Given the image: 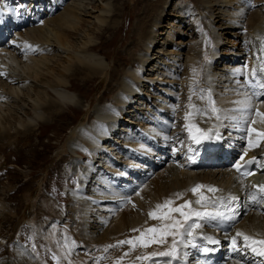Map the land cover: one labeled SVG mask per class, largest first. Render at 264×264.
<instances>
[{
  "label": "bare ground",
  "instance_id": "6f19581e",
  "mask_svg": "<svg viewBox=\"0 0 264 264\" xmlns=\"http://www.w3.org/2000/svg\"><path fill=\"white\" fill-rule=\"evenodd\" d=\"M5 1L0 0V2ZM61 1L54 0L57 6L58 3L61 4ZM79 1H73L74 5L63 8L53 18L49 20H47L48 18L42 19L45 21H42L41 24L34 25L18 33L22 38L21 40L27 44H33L37 50L21 53L16 57L11 56L6 60L0 57V65L4 64L5 70L12 72L7 77L20 83L13 88L9 87L11 94L19 98L21 93L23 100L31 104L30 107L32 106L35 111L36 118L42 119L44 117V120L47 121L53 119L58 123L62 118L67 117L60 115L62 114V105L60 106L58 102L51 99L45 90H38L34 95H30L28 92L29 86L24 85L28 80H32L31 82L38 81L41 78V72H48L47 75L53 74L55 67L53 68L51 62L56 55L51 56L53 48L49 49L47 46H55L57 47L56 50L71 49L68 54L70 61L67 60L66 65H61L56 70L53 81L50 80V83L45 84L46 89L54 90L57 99L65 105H70L71 110L77 108L78 102L75 101L76 98L67 89L72 87L68 79L82 73L86 81L93 80V78L98 80L93 83V86H103L105 89L108 88L107 83L110 79L113 81L118 75V73L113 75L107 69L108 65L89 50L92 47L90 38L87 37L86 42L81 46L71 44L68 41L66 33L77 32L80 23L79 14L88 7V4L82 5L83 0ZM170 1L147 2L144 11L148 15L142 18L139 23L137 22L136 26V39L139 40V43L130 42L128 46L130 48L128 52L129 62L121 63L124 66L130 64L131 67L123 72L121 71L118 76L116 89L111 93L113 95L111 103L100 104L99 101H96L84 128L76 129L77 126L70 128L68 136H65V141L61 144L62 146L57 154L64 156L69 154L73 158H77L80 156L79 154H84L87 157L92 156L99 159V162L102 160L105 165H108L110 161L106 160V154H102L103 142L105 145L109 143L107 150L119 149L116 145L117 142H121V144L130 146L132 149L135 148V151L143 158H147L146 153L153 155L158 160V162H154L159 165L162 162L161 156L139 142L141 131L137 128L131 129V127H126V131H122L121 128L117 131L118 122L123 114H130L129 116L133 118L130 123L138 129H142L147 137L153 140V137L150 136H153L156 130L153 129V126H150L153 118L147 116V112H149L147 106L153 105L156 100L161 98L156 93L157 91H151L153 82L160 80L168 86L181 76L182 80L191 79L192 81V84L189 83L191 85L189 88L186 83L180 84V90L188 98V100H185L187 104L184 108L186 112H190L193 116L192 122L196 121L199 129H205L207 134L203 132L202 138H208L209 136V144L214 149L213 154H211L213 159L221 157L220 154L225 155L224 160L217 162H223L224 166L222 168L218 167L217 171H203L201 173L197 170L184 172L168 164L149 183L143 184L141 190L137 193L123 196L125 189L118 188L117 190L116 187H111V183L107 181L105 170L99 169L93 161L85 160V157H83L84 160L82 159L83 162L75 160L71 170L75 173L74 177L78 178V184L76 185L78 188L75 191L74 189L66 190L71 203L65 210L61 211L63 213L58 211L59 208L55 200L46 197L40 188L42 183L38 184L39 191L33 189V182H28L26 187L22 189L19 204L24 209L18 210L21 214L15 213L8 205L0 203V264L9 261L12 264H38L24 250L18 249L16 246H11L12 249L6 252L1 250V245L7 248V241H5V236L8 235L7 228L9 227H7V224L16 218L20 222H26L31 226L32 230L30 232H34V239L37 240L36 245L40 249L43 246L39 240H44L47 245L57 247H52V249H56V252L66 253L70 248L67 244H62V240H75L80 247L73 252L74 257L71 259V264H106L110 256L113 264H127L129 260L125 258V255L128 253L127 247L132 244L137 247L136 254H150V249H152L154 243L150 242L152 239L142 234H135L132 239L130 236L135 232L133 229L142 228L146 225L147 213L157 209V205H163L166 200L180 201L183 197L194 196L195 194L190 189L200 184L215 187L219 189V194L225 193L227 196L237 198L238 202H242L243 195L238 196L236 190L239 194H242L244 182L233 175L232 168L228 166L227 161H231L233 157H236L238 161L243 156H255L259 151H262L264 140H261L259 146L254 150L249 148L248 133L245 129L254 127L258 131H264V124L257 122L256 124L245 125L241 119L242 113L236 111L244 107V105L236 102L249 97H246L239 78L240 74L235 70L238 68L243 71L252 66L254 69L256 65H253L252 45L261 43L264 47V0H180L177 7L174 3L170 14L174 13L181 17L179 22L185 25L186 30H188H184L182 34H186L188 39L176 42L177 45L181 44L185 47H178L175 50L171 48V51L168 50L170 52L166 51L163 57H159L161 66H157L159 62H154L157 65L150 62L152 64L150 69L153 74L149 77L150 80L147 81V77H143L142 72L146 69L145 72L147 73L149 51L153 44L158 41L157 38L163 36V32L158 30L161 28V19L167 16L166 8ZM36 2L40 3L42 0L39 2L36 0ZM190 2L193 6L189 4ZM19 3L20 1L16 2V4ZM12 4H15V1ZM105 6L106 9L100 11L103 17L96 18L99 27L116 30L119 22L113 20L115 11L108 8L109 4L105 3ZM150 10L152 13L149 15ZM170 26L174 28V31L176 30L174 22H170ZM166 29L170 30L168 27ZM232 62H237V66ZM154 65L157 67L155 68ZM107 71L113 76H109L106 73ZM57 77L59 78L56 79ZM149 81L152 82L148 83ZM146 87L148 90L145 94L151 98V102L148 99H143V95H139V92ZM218 87H222V90H218ZM169 88H164L165 93H168ZM168 95L173 96L171 93ZM177 97H179L178 94L172 97L174 99H170V101L175 102ZM4 99L6 103L0 104V147H11V145L19 144L21 140H27L26 143L28 144L31 136L34 135L35 127L33 123L26 122V117L23 118L22 115L16 116V118L14 115L12 116L13 110L10 111L9 109L12 102L7 98ZM210 100L214 101V106L219 111H212ZM133 102L139 104L143 102L142 105L145 107L141 108L140 111L143 110L144 114L140 113L139 115L137 112L128 110ZM251 105L253 108L251 119L259 121L260 117L255 115V111L264 112V97L255 102L251 100ZM25 115H28V113L25 112ZM140 116H142V119ZM217 116L220 118L217 119ZM233 117H236V119L234 120ZM70 124L71 122L68 123V126ZM189 127L190 125L187 128ZM241 128L243 132H240ZM237 129L239 130L237 131ZM116 132L124 139L110 138ZM159 136L162 137L163 135ZM121 154L122 165L112 169L117 178L124 175L127 165L132 163L127 158L128 152L124 151ZM226 158L227 161H225ZM124 186L127 191V185L124 184ZM106 189H109V191H106ZM11 190V188H8L6 191ZM36 191L39 193L34 195ZM200 192L205 193L207 199L215 195L207 188L201 189ZM177 193L182 195L177 198L175 195ZM127 198H130L133 204L138 207L136 211L129 205H125V203L118 204ZM102 201L106 203H102ZM121 206H124L123 209H119ZM241 211L243 218L240 217L234 223L235 225L231 226L230 232L235 234L242 232L254 239L264 240V215L256 212L254 208L246 210L244 206H241ZM26 214H29V216L27 217ZM65 218H68L66 223L64 222ZM42 219L44 221H41ZM202 223L204 230L210 231L209 226L204 221ZM63 227L67 229L65 230ZM149 236H152V233L149 232ZM226 238V235L222 234L218 239H214L218 241V243H214L217 255L222 254V245ZM124 239L130 240L132 243L128 244L126 248L118 245L116 250L113 244ZM145 242H149L150 246L142 249ZM192 244V241L186 240L182 245V248L190 255L192 254ZM85 252H88L89 255H85ZM90 252L94 254L91 255ZM69 253L72 254L70 250ZM138 264L140 263L138 262ZM190 264H198V262L193 261ZM220 264L241 263L228 260Z\"/></svg>",
  "mask_w": 264,
  "mask_h": 264
},
{
  "label": "rangeland",
  "instance_id": "374dc122",
  "mask_svg": "<svg viewBox=\"0 0 264 264\" xmlns=\"http://www.w3.org/2000/svg\"><path fill=\"white\" fill-rule=\"evenodd\" d=\"M39 1L40 0H38V2ZM46 1L47 2H54V0H45L44 2H46ZM73 1L77 2L78 0H64V2L61 3V7H60V10L58 13H60L63 10V8L74 5ZM80 1H82V0H80ZM155 1L156 0H130V1H128V0H83L82 5L88 4V7L85 11L80 12V14H79L80 23L78 24L79 28L77 29V32H71V33L67 32L66 33L68 35V41L71 44L81 46L84 42H86L87 37L90 38L89 40L91 41L92 47H90L89 50H91V52L95 53L98 58L102 59L104 61V63L106 65H108L107 69L109 71H111V73L113 75L116 73H118V75H117V77H115V80L112 81V79H110L109 83H107L108 88H105V89L103 88V86H97V85L93 86V83H96L98 80L96 78H93V80L86 81V79H85V77H83L82 73H80V75H77L73 78L68 79L69 84L71 83L72 87L67 88V89L70 90V93L76 98L75 101L78 102L77 108L71 110L70 105H65L63 102H61L57 99L56 94L53 92L54 90L46 89L47 87H45L48 83L53 81V79H54L53 77H54V74H56V70L59 67H61V65H66L67 60L70 61L68 54H69V52H71V49L64 48V49H59V50H61V51H59V50H56L57 47H55V46H50L51 48L49 46H47L49 49L53 48L52 53L50 55L51 56L56 55V57L51 62L53 64V68L55 67L54 68L55 70L53 69L54 70L53 74L47 75L48 72H45V73L41 72V78H39L38 81L31 82L32 80H28L27 83L24 85L29 86L28 92L30 95H34L35 93L38 92V90H45L51 99L58 102L60 106L62 105V109H61L62 114H60V115L67 116V117L62 118L58 123H56L53 119H49L47 121V120H44V117L42 119L36 118L35 111L32 109V106L30 107L31 104H28L23 100L24 98H22L21 93L19 94V98L15 97L14 95L11 94L12 92H11V89L9 87L13 88V87L17 86V84L19 82H15V80H13L12 78H8V79L2 80V81L0 80V104L6 103V100L4 98L9 99L10 102H12V105L9 106L10 111L13 110L12 116L14 115V117L16 118V116L22 115L23 118L26 117V122L33 123V125L35 127L34 135L31 136L28 144L26 143L27 140H24V141L21 140V142H19L20 145L19 144L11 145V147L9 146L7 148L6 147H0V169L8 171L7 174H2L0 176V203L8 205L15 213L21 214L19 211L23 210L24 208L22 205L19 204V201L21 199L20 196H22V194H21L22 189L24 187H26L28 182H33V189L34 190L38 189V191L40 190L38 188V184L42 183V186L40 188L42 189V191L44 192L46 197H48L49 199L55 200L56 204L58 205V208H59L58 211L59 212H61L62 210H65L66 207L71 203V200L67 196L66 190L74 189V191H75L78 188V186H76L78 184L77 183L78 178L74 177L75 173L72 172V170H71V168L74 164L73 161L77 160L79 162H83V160H84L83 157H85V160H91V157H87V155H84V154H79L80 156H78L77 158H75V157L73 158V156H71L69 154H67L66 156L58 155L57 152L60 150V148L62 146L61 144H63V142L65 141V136H68L70 128H72L74 126H78L79 123L85 122L86 120H88L90 114L92 113L91 112L92 107H93L94 103H96V101H99L100 104L111 103V99L113 96V95H111V93L113 92L114 89H116L115 85H116V80H117L118 76L120 75L121 71L123 72L124 70H127L129 67H131L130 64L125 65V66L121 65L122 62H127V63L129 62L128 52L130 51L129 50L130 48L128 46H129L130 42L139 43V40L136 39V35H137L136 26L139 23V21H141L142 18H145L148 15V14H146L147 12L144 11L146 5L148 4L147 2L155 3ZM42 2H43V0H42ZM105 3L109 4V7H108L109 9H111V10L114 9V11H115L113 20L119 22V24H118L119 26L117 28L115 27L116 30L105 29L101 26L99 27V24H98L96 18L97 17H103L102 14H100V11L106 9ZM174 3H175V6L177 7L178 4L180 3V0H171L169 5H167V8H166L167 16H164L161 19V25H160L161 28L158 30L159 32H163V36H159L157 38L158 41L155 44H153L152 48L149 51V62H148L149 66L147 65V73L145 72L146 69L143 70V72H142L143 77H147L146 78L147 81L150 80L149 77L151 76V74H153L152 70L150 69L151 68L150 66L152 64H156L154 62H159V57H163L165 55L164 53H166V51L170 50L171 48H174L172 50H175V48H178V47H185L181 44L177 45L176 42H182V41L188 39V38H186V34H182L184 30L185 31H188V30H186L187 27L185 25H182V23L179 22L181 17L174 14V13L170 14L171 10L173 9ZM189 4L191 6H193V4L191 2ZM58 5H59V3H58ZM151 13H152V11L150 10L149 15ZM55 15H56V13H55ZM168 15H172V16H168ZM49 19H51V18H49ZM49 19H47V20H49ZM134 19H136V20H134ZM183 19H184V17H183ZM41 21H45V20H41ZM170 22H174L175 27H176L175 31H174V28L172 26H170ZM167 27L170 28V30L166 29ZM158 31L156 30V32H158ZM166 37H168V38H166ZM132 46H134V45H132ZM44 48H45V50H47L46 47H44ZM170 51H168V52H170ZM156 52H157V54H156ZM150 62L152 64H150ZM157 66H161L160 62ZM154 67H155V65H154ZM123 68H126V69H123ZM18 72H20V71L18 70ZM106 73H108L109 76H111V77L113 76L108 71ZM42 75H44V76H42ZM21 76L25 77V75H23V74H21ZM58 78L59 77H57L56 79H58ZM185 80L186 79L182 80L181 76H180L176 81H174L173 83H171L168 86H166V84L160 80L154 81L153 85H152L153 89H151V91L152 90H155V92L157 91L156 93L159 96H161V98L159 100H156L153 105H149V107H148L149 111H150V108L153 110L157 108V110L162 111V108L164 107V104H165V110H167L169 113L171 107H169V105L166 104L165 101L167 103H169L170 105L172 104V102L174 104V101L173 100L170 101V99H174L172 97H174L177 93L179 95L177 100L178 99L181 100V104L185 107V105L187 104V101H185V100H188V98L185 96V93H183V91L180 90V86H181L180 84L186 83L188 88L191 86L189 83L192 84L191 79H188L187 81H185ZM11 82L12 83L14 82V83L12 84ZM43 82H45V83H43ZM150 82H152V81H149L148 83H150ZM40 83H41V85H40ZM69 84H68V86H69ZM167 87H170V88H169L168 93H165L166 91H164V88H167ZM218 88H219L218 90H222V87H218ZM102 89H103V91H102ZM156 89H159V90H156ZM104 90H105V92H104ZM147 90H148L147 87L143 88L141 90V92H139V95L140 96L143 95L142 96L143 99L144 98H145V100L148 99V101L151 102V98L146 96V94H145V93H147ZM175 91H177V92H175ZM103 92H104V94H103ZM169 92L173 96L170 97L168 95V94H170ZM166 95H167V97H165ZM188 95H189V93H188ZM164 97L168 98L169 100H165ZM142 103L139 104L138 102L137 103L133 102V104H131V106L128 108V110H132L133 112H137L139 115H140V113L144 114L143 110L140 111L141 108L145 107L142 105ZM88 104H90V105H88ZM154 105H155V107H154ZM81 106H82V109H81ZM179 106H181V105H179ZM181 110L182 109L180 107H178L176 112L179 114V113H181V112H179ZM25 112L28 113V115H25ZM150 113L151 112H149V114ZM177 113L171 112V113H169V115L172 114V116H173L175 114L174 116H177L178 115ZM152 114H154V113H152ZM73 115H74V118H73ZM129 115L130 114H123L122 115L120 121L118 122L119 124L117 127V131L120 128H121V130L123 129L122 131H126L127 130L126 127H131V129L137 128V130L142 132V129H138V127H136L130 123V120H133V118H131ZM147 116L149 118H153V117H150L148 115V112H147ZM178 116H180V115H178ZM140 118L142 119V116H140ZM70 119H71V121H70ZM10 120L12 121L13 119H10ZM70 122H71V124H70V126H68V123H70ZM76 124H78V125H76ZM146 125H149V124H146ZM150 126H152V125H150ZM157 133L158 132L156 131V133L150 137H153V141L158 143L160 146H164L163 145V139H165L166 136L163 134H157ZM157 135H163L162 137H165V138H162L160 136L158 137ZM112 136L113 137H110V138H113V139L115 138V139H120V140L124 139L123 136H120L118 134V132L114 133V135H112ZM166 140H167V138H166ZM111 141H112V139H111ZM108 144L109 143H106V145L104 144L103 146L104 147L108 146ZM117 145H119V147H122V148H126V147L130 148V146H127L125 144H121V142H117ZM15 146H17V148H15ZM104 147L102 149L103 150L102 154H104ZM115 150H117V149H115ZM106 151H110V150H106ZM114 152H115L114 154H115L116 158L120 161L121 156H122L121 152H119V154L118 153L116 154V151H114ZM143 154H145V153L143 152ZM105 156H106V160H108V158H109L108 154H106ZM146 157L147 158L149 157V158L153 159L154 161L158 162L157 158H154L153 155H148V153H146ZM219 158L216 157L213 161H217V160H219ZM92 159H93V157H92ZM121 161H120V166L122 165ZM93 163L95 164V166L97 165L99 167V169L101 168V170L103 168H106L105 163H103L102 160L99 162V159H97V158H94ZM10 165H12V166H10ZM108 165H113V164L110 161ZM7 167L10 169H8ZM165 168H166V166H163L160 169L154 171V173H152L148 177V180L145 182V184L149 183L153 177H155L157 174H159V172L163 171ZM217 170H218L217 168H213L211 170L207 169L206 171L208 172V171H217ZM148 171H149V169H148ZM202 172L203 171H201V173ZM143 177H145V176H143ZM8 188H11L12 190L7 192L6 190ZM38 193L39 192L36 191L34 193V195L35 194L37 195ZM102 203H106V202L102 201ZM120 203H126V202L121 201L118 204H120ZM126 204L129 205L128 203H126ZM129 206L132 207V209H134L135 211L138 209L137 206H135V207H133L131 205H129ZM123 207L124 206H121V208H119V209H123ZM61 213H63V212H61ZM26 215H27V217L29 216V214H26ZM241 218H243V217H241ZM17 219L18 218H16L12 222L15 224V221ZM67 220H68V218H65L64 222L66 223ZM41 221H44V219H42ZM12 222L7 224V227L9 226L7 228V233H9L12 226L14 225ZM55 222L59 223L58 221H55ZM10 225H11V228H10ZM63 229L66 230V227H63ZM28 230L31 231V229H28ZM33 235H34V233L32 234V236ZM28 237H31V236H28ZM5 238H6V236H5ZM42 241L43 240H41V241L39 240V242L42 243V246L44 247L45 242L44 241L42 242ZM39 249H40V247H39ZM41 249H43V248H41ZM90 253H91V255L94 254L92 252H90Z\"/></svg>",
  "mask_w": 264,
  "mask_h": 264
},
{
  "label": "snow or ice",
  "instance_id": "6c2138e0",
  "mask_svg": "<svg viewBox=\"0 0 264 264\" xmlns=\"http://www.w3.org/2000/svg\"><path fill=\"white\" fill-rule=\"evenodd\" d=\"M28 47H31V46H28ZM262 71H264V69H262ZM255 74H256V70L254 69L253 70V76H255ZM260 87L264 88V83L260 84ZM254 95H255V93H254ZM201 98H203V97H201ZM190 99H191V97H190ZM209 103L212 106V111L213 112L219 111L218 109L215 108L214 101L210 100ZM236 103L244 105V107L242 109H237L236 111H240L242 113L241 119L243 120L245 125L256 124L257 122H259L261 124H264V112L255 111V115L257 117H260L259 121L251 119L252 114H253V108H252V105H251V98L250 97L246 98L243 101H237ZM204 111H206V110H204ZM219 118L220 117L217 116V119H219ZM233 119L235 120L236 117H233ZM186 127H188V126L186 125ZM245 130L248 133V146H249V148L258 147L260 142H261V140H264V131H258L254 127H247ZM195 132L196 133H201V129H199L197 127V128H195ZM189 133H190V135H192V138L197 143H199L200 139L203 137L202 133L199 136L194 135L192 133V128L191 127H189ZM253 133H255V135L259 139L253 141V139H252V134ZM241 159H243V157H241ZM249 163H251V161ZM241 168H242V165L238 164L236 166V169H237L238 172L241 171ZM253 174L254 173H252V172L242 173V175H253ZM256 187L258 188V190L261 193H264V185H259V186H256ZM204 188H207V190L211 191V192L218 191V189H216L215 187L205 186V185H200V184L195 185L192 189H190V191H192L194 194H196V193H199L200 190L204 189ZM175 195L177 196V198H179L182 194L177 193ZM203 199H204V197H201V199H198L196 201V203L197 204H201ZM232 199H235V197H232ZM172 203H173L172 200H166L163 205H157L156 208H157V210H159L161 208L167 207L168 205H170ZM190 205H191V201H186L184 204H182V205H180L178 207L169 208L168 212L164 213L163 215H158L157 211L149 212V217L152 218V219H168V220H171V223L165 224L163 226V228H150V229H147V231L150 232V233H159L160 234V238H159L158 241L156 240L155 237H153L150 242L164 243L167 236H173V237H175L177 235H180V236H184V235L192 236V230L196 229V228H199L201 225L199 223H187V222L189 220H192L193 217H196L197 219H202V218H205V217H210L211 214L208 213V212L196 211V210L192 209ZM184 209H187V211H184ZM173 212L179 213V215L183 218V220L175 219L174 217H172L171 213H173ZM181 230H183V231H181ZM133 231H138V230L137 229H133ZM236 236L237 237H242L246 246H248L249 242H251V245H259L260 246L259 250L257 249V247H252V251L253 252H258V254L260 256H264V240L254 239L253 237H251L249 235H246V234H244L242 232H237ZM205 239H208L210 242H213V243H218V241H212L211 238H207L206 237ZM125 243L131 244L132 241H130V240L129 241H119L118 245H122V244H125ZM176 243H177L176 240L173 239L172 248L169 251L160 252L158 254L154 253L153 255L154 256L155 255H159L160 257H175L176 256V251H177ZM232 244H233V247L235 248V246L237 244V239L235 237L232 240ZM144 246H147V242H145ZM193 246H195V245L193 244ZM205 251H207V249H205Z\"/></svg>",
  "mask_w": 264,
  "mask_h": 264
}]
</instances>
